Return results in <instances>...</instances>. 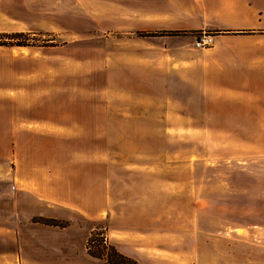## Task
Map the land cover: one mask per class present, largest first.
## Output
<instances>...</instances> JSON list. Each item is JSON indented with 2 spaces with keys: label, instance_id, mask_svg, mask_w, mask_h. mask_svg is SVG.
Here are the masks:
<instances>
[{
  "label": "rangeland",
  "instance_id": "obj_1",
  "mask_svg": "<svg viewBox=\"0 0 264 264\" xmlns=\"http://www.w3.org/2000/svg\"><path fill=\"white\" fill-rule=\"evenodd\" d=\"M153 7L0 0L2 258L106 264L86 247L103 234L138 264H264V123L205 97L212 34L154 25ZM53 184L60 204L37 189Z\"/></svg>",
  "mask_w": 264,
  "mask_h": 264
},
{
  "label": "crops",
  "instance_id": "obj_2",
  "mask_svg": "<svg viewBox=\"0 0 264 264\" xmlns=\"http://www.w3.org/2000/svg\"><path fill=\"white\" fill-rule=\"evenodd\" d=\"M145 2L154 4L156 21L154 25H161L175 32L212 34L214 46L201 54L200 63L197 64L201 69L198 75L201 79L197 87L206 91L207 98L215 95L226 100L231 98L236 109H240L241 116L250 117L248 120L253 123H264V0H145ZM34 177H42V173L35 172ZM21 181L25 183V186H21L22 189L33 191V188H29L27 177L24 176ZM13 187L17 190L19 186L15 184ZM49 187L55 198L41 188L37 189L42 192L44 201L60 204L57 185ZM69 237L70 239H66L67 243L72 244L76 239L79 242L72 234ZM14 249L13 257L12 254L4 258L0 256V264L3 261L17 264L18 249L16 246ZM78 259L73 256L69 259L26 260L27 264H77ZM80 260V264H91L86 259Z\"/></svg>",
  "mask_w": 264,
  "mask_h": 264
},
{
  "label": "trees",
  "instance_id": "obj_3",
  "mask_svg": "<svg viewBox=\"0 0 264 264\" xmlns=\"http://www.w3.org/2000/svg\"><path fill=\"white\" fill-rule=\"evenodd\" d=\"M21 36L23 35L20 34L13 37H21ZM147 36L153 37V36H157V34L147 35ZM12 46L28 47L29 45L25 43H19ZM50 221L51 220H49V222L47 221L46 224L53 227H61V225H54L53 222ZM96 243H98V246L95 245ZM100 245H102L104 248L102 250H105V252H107L106 255L101 250ZM86 247H87V253L91 257L101 260L105 259L106 257L105 259L106 264H138L133 259L127 258L122 254H120L113 246H109L107 241L104 239L103 234L101 235L92 234V237H90V239L88 240Z\"/></svg>",
  "mask_w": 264,
  "mask_h": 264
},
{
  "label": "built area",
  "instance_id": "obj_4",
  "mask_svg": "<svg viewBox=\"0 0 264 264\" xmlns=\"http://www.w3.org/2000/svg\"><path fill=\"white\" fill-rule=\"evenodd\" d=\"M213 38L210 37V36H205V37H202L198 43H197V47L198 48H206V47H209V46H212L213 45Z\"/></svg>",
  "mask_w": 264,
  "mask_h": 264
}]
</instances>
